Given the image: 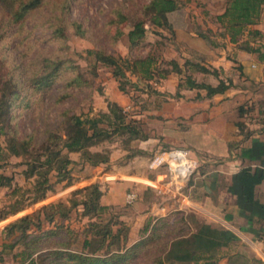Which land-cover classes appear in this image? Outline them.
I'll return each instance as SVG.
<instances>
[{
  "label": "trees",
  "instance_id": "trees-1",
  "mask_svg": "<svg viewBox=\"0 0 264 264\" xmlns=\"http://www.w3.org/2000/svg\"><path fill=\"white\" fill-rule=\"evenodd\" d=\"M73 1L0 0V166L10 155L21 156L19 163L24 164L21 173L25 178L32 177L30 186L22 187L12 181V174L0 171V187L7 188L8 197L13 199L9 204L10 209L1 213L0 219L21 208L25 199L27 203L42 199L47 191L55 189L57 182L65 180L63 185L69 183L70 164L75 161L91 165L107 161L109 147L107 149L102 144L115 138L112 136L120 137L125 133L126 143L144 136L140 121L130 116L115 101H108L107 110L99 111L95 116L82 117L79 113L71 112V106L58 108V123L63 134L47 119L43 120L41 129L19 134L12 121L16 106L30 107L32 103L41 101L57 82L59 85L54 103L77 93L79 76L76 64L66 56L65 30L72 25L76 34L84 36L88 27L81 20L70 16ZM262 8L264 0H221L220 10L215 12L214 18L221 27L219 34L224 39L256 53L258 59L264 61V42L256 46L252 44L261 37V32L253 25ZM43 9L46 18L34 23L35 16ZM183 15L184 8L180 0H120L109 6L103 28L106 36L112 39L121 30L115 27V31L110 33L107 26L115 22L126 23L128 28L125 35L128 46L132 48L142 39L146 30L145 22L166 28L172 34L183 26ZM30 20L35 26L42 25L34 37H30V28H26ZM25 29L29 30L22 36ZM198 35L210 47L217 45L209 35L202 32H198ZM11 39L15 41V46L19 43L24 46L21 51L6 56L3 51L8 48ZM39 43L51 47L46 49ZM87 52L93 55L95 62L111 67V74L122 92H127L125 84L131 82L125 75V68L137 80L144 79L147 86L151 79L159 80L170 71H182L174 58L166 61L170 68L158 69L155 67L156 59L150 52L132 59L107 52L103 46L99 50L89 48ZM121 60H125V68ZM182 64L189 70L208 73L216 79V84L212 86L196 80L190 73L184 75L186 85L205 89V95L221 92L231 83L230 77L219 76V69L206 62L202 55L197 59L186 57ZM130 85L137 88L136 81ZM70 86L74 90H69ZM196 96L200 94L196 93ZM70 152H76L78 159L73 160ZM236 176L247 196H251L254 185L261 179V174L249 173L246 168H241ZM100 194L97 183L77 187L70 192V195L77 196L74 205L81 206V214L97 219L112 208L99 202ZM41 207L50 209L46 213L49 220L55 210H64L61 202H49ZM25 218L26 215L16 218L17 223ZM67 230L58 226L29 233L24 226L19 225V233L13 242H23L25 246L22 252L26 251L31 262L37 258L38 264H216L223 240L218 227L183 211H172L155 217L153 221L151 218L146 219L141 234L131 242H127V223L113 212L101 228L84 229L78 249L69 248L61 241L60 237ZM41 239L46 242L50 240V245H39ZM11 244L0 243V259L1 249Z\"/></svg>",
  "mask_w": 264,
  "mask_h": 264
},
{
  "label": "crops",
  "instance_id": "crops-1",
  "mask_svg": "<svg viewBox=\"0 0 264 264\" xmlns=\"http://www.w3.org/2000/svg\"><path fill=\"white\" fill-rule=\"evenodd\" d=\"M253 26L261 32L252 43L256 46L264 42V8ZM224 40L220 49L211 46L205 52L206 62L217 67L222 77H230V85L221 92L205 95L203 88L174 80L180 72L170 71L157 85L163 94L158 104L133 110L136 104L130 95L112 86L107 99L137 118L144 136L131 139L125 146H110L105 162L80 163L87 171L62 184L65 196H45L38 202L59 200L68 210L78 206L71 190L97 183L101 204L128 207L126 221L135 224L172 211L189 212L220 229L223 240L216 264H264V61L256 53ZM187 73L198 81L216 84L208 73L189 69ZM174 89L177 94L165 95ZM106 110L104 106L100 111ZM143 112L149 115L140 119ZM171 146L185 147L200 159L177 198L157 193L153 183L159 175L146 167L151 153ZM71 154L77 155L70 152L71 158ZM241 168L261 174L251 196L243 193L236 176ZM129 189L137 198L126 204L124 193Z\"/></svg>",
  "mask_w": 264,
  "mask_h": 264
},
{
  "label": "rangeland",
  "instance_id": "rangeland-1",
  "mask_svg": "<svg viewBox=\"0 0 264 264\" xmlns=\"http://www.w3.org/2000/svg\"><path fill=\"white\" fill-rule=\"evenodd\" d=\"M117 1L120 0H74L72 2L69 12L70 16L81 20L82 23L88 27L84 36L76 34L74 31L75 28L72 25L68 26L65 30V41L67 45L65 48L66 56L71 59L73 64H76V71L79 76L77 79L78 85H76V88L78 89L77 93L73 97L64 99L62 102L54 103L57 86L59 85V82H57L56 85L42 97L41 101L32 103L30 107L16 106L12 121L16 124L19 134L29 132L32 129H41L44 119H47L50 124L57 128L59 133L63 134L61 125L58 123L60 119V116L57 115L58 108L71 106L70 111L79 113L82 117L85 115L95 116L102 108H104V106H106L107 109V102L109 101L107 99V92L111 91L112 86L113 89H115V87L118 89L117 81L111 74V67L105 66L100 62H95L93 55L87 52V49L89 48L99 50L103 46L107 52H111L116 56H121V58L127 57L129 59L150 52V54L152 53L156 59L155 67L157 66L158 69L170 68V65L167 64L166 61L174 58L183 68L180 73H177L173 77V79L178 82L184 81V75L188 72L187 67L182 64L184 58L193 57L194 59H197L199 58V55H202L205 58L206 49H209L210 47L206 41L198 35V32L207 34L210 38L215 40L217 42V45L215 46L217 49H220L225 43L224 38L219 34L221 27L214 18L215 12L220 10L221 0H180L184 8V20L181 28L176 29L175 33L171 34L166 28L157 27L145 22L146 30L142 39L138 41L135 46L130 48L125 35L128 28L126 23L115 22L109 27L107 26L108 32L110 33L115 31V27L121 30V33L117 34L112 39L108 38L104 33L103 27L108 18V8ZM135 1L139 2V0ZM35 17L34 23L37 20L45 19V10H41ZM41 26L42 25H33L32 20L28 21L26 23V28H30V37H34L38 34ZM27 30L29 29L22 31V36L27 34ZM14 42L15 41H12L11 39L10 43H8V48H5L6 51L4 50L3 54L9 56L23 49L22 46H24V44L19 43L15 46ZM1 44L2 43H0V46ZM39 45L46 46V49L51 47V45L46 43H39ZM33 48L32 49L35 50V47ZM32 49L31 51H33ZM125 64L126 62L123 60V68H125ZM131 66L132 65L130 64V67ZM124 71L126 77L131 82L136 81L137 85V88H135L130 85L131 82H128L125 84L127 92L121 91L128 96L130 95L131 99L136 104L135 109L133 110H146V105L156 106L158 101L163 97V94L157 90V85L159 84L160 79L149 80V86H147L144 79L141 78L137 80L135 75L130 72L128 68H125ZM219 74H221V72ZM109 78H111V80L113 78L114 80L111 84H109ZM68 89L74 90V87L70 86ZM175 92L177 91L174 89L173 93H167L165 95L171 96L174 95ZM143 114L144 115H139L140 119L145 118L146 114L149 115V113L146 112H143ZM147 126L148 122L146 126L143 125V128H147ZM125 136V133L120 137L112 136L115 138L109 141H104L102 145L106 146L107 149L110 146H115L114 144L125 146L127 144L125 142ZM102 145H99L98 147ZM71 156L73 160L78 159V155L71 154ZM138 157L140 156H137V159L140 161L141 159ZM20 160L21 156L10 155L7 161L3 162L0 166V171L6 174H12V181L15 184L27 187L30 186L32 177L25 178L21 173L24 164L19 163ZM137 161H133V163H138ZM70 166L72 173L71 178L84 174L87 171L84 168H80V163L76 161L75 163L70 164ZM63 182L64 180L57 182L55 189L46 192L45 196H65V194L61 192ZM12 200L11 197H8L7 188L0 187V214L10 209L9 204ZM38 201L27 203V199H25L21 203L22 208L6 214L5 217L0 219V243L6 242L7 244H11L19 233V225L24 226L25 231L29 233H36L40 230L60 226L61 228L69 229L60 237L61 241L63 240L65 246H68L69 248L72 247L78 249L80 248V241L84 229L101 228L104 225L106 218L112 212L123 218L127 223L129 227L127 242H131L141 234V227L146 220H139L135 224L132 221H126L124 218L127 215L128 207L124 206H112L110 211L101 214L100 219H97L96 217H88L81 214L80 205L68 210L64 209L63 211L57 209L53 213L52 219L49 220L46 213L49 212L50 209L46 210V208L44 209L41 207L42 204H46V201H42L43 203H39ZM53 202L60 201L55 200ZM23 214L26 215V218L22 220L21 223H17L18 221L16 218L23 216ZM14 222L15 225L13 226L12 224ZM49 243L50 240L46 242L42 239L38 242V244L42 246H49ZM24 246V243L20 241L4 246L1 249L0 264H38L37 258L34 262H31L26 256V251L22 252ZM33 255L35 256V254Z\"/></svg>",
  "mask_w": 264,
  "mask_h": 264
},
{
  "label": "built area",
  "instance_id": "built-area-1",
  "mask_svg": "<svg viewBox=\"0 0 264 264\" xmlns=\"http://www.w3.org/2000/svg\"><path fill=\"white\" fill-rule=\"evenodd\" d=\"M199 162L200 159L185 147L171 146L154 151L146 159L147 169L156 170L159 175L153 183V189L157 193H167L177 198ZM136 198L134 190L129 189L124 193L126 204Z\"/></svg>",
  "mask_w": 264,
  "mask_h": 264
}]
</instances>
